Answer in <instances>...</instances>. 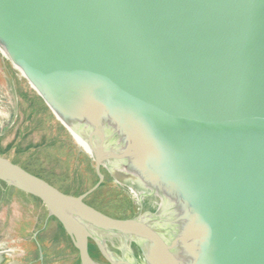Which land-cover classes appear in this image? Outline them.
Wrapping results in <instances>:
<instances>
[{
	"label": "water",
	"instance_id": "water-1",
	"mask_svg": "<svg viewBox=\"0 0 264 264\" xmlns=\"http://www.w3.org/2000/svg\"><path fill=\"white\" fill-rule=\"evenodd\" d=\"M0 182V264H264V0H0Z\"/></svg>",
	"mask_w": 264,
	"mask_h": 264
},
{
	"label": "trees",
	"instance_id": "trees-1",
	"mask_svg": "<svg viewBox=\"0 0 264 264\" xmlns=\"http://www.w3.org/2000/svg\"><path fill=\"white\" fill-rule=\"evenodd\" d=\"M38 98H40V99L43 101V99H42L41 97L38 96ZM85 158H86V160H87L89 163L92 162V163H90V166L92 167L91 172H92V174H93V185H92V187H90L88 190H86V191H82V192H79V191L77 192V191H76V192L72 193V192L69 191V190H66V189H64V188H60V187L56 186V184H54L53 182H51L49 179H47V178H45V177H43V176L37 175V174H33L32 172L26 170L25 168H24V169H25L26 171L30 172L31 174H33V175H35V176H37V177H39V178L45 180L46 182H48L49 184H51L52 186L56 187L58 190H60L61 192L65 193V194H67V195H71V196H75V197H80V196L84 195L85 193H87L88 191H90L92 188H94V187L98 184V182H99L98 174H97V172H96V170H95V167H93V166H96V163H95V162L93 161V159H92L89 155H87V154L85 155ZM15 164H17V163H15ZM17 165H18V164H17ZM21 167H22V166H21ZM22 168H23V167H22ZM104 170H105V169H102V173L107 172L106 170H105V171H104ZM103 185H104V184H103ZM103 185H102L99 189H101V188L103 187ZM116 187H117V186H116ZM118 188H119V187H118ZM1 189H5V190H9V191H13V192H15L16 194H18V195H20V196L30 198V199L34 200L36 203L40 204L41 206H44L43 203H42V201H41L40 199H38V198H36V197H33V196H30V195H27V194H25V193H23V192H21V191H19V190H16V189H14V188H11V187L7 186L6 184H4V183H2V182H0V190H1ZM85 202H86V204H88L89 206H91V205L88 203V199H87ZM91 207H93V208H95L96 210H98V211L102 212L103 214L107 215L103 210H101V208H97L96 206H91ZM129 207H131V206L129 205ZM44 208L46 209L45 206H44ZM46 210H47V209H46ZM128 210H130V211H128ZM47 212H48V211H47ZM107 216L112 217V218H114V219L127 220V219H131V218H133V217L135 216V214H134V213H133V214L131 213V208H130V209H125V211H124L123 213H121L119 216H117V215H116V216H115V215H107ZM51 219L54 220V221H56V222L58 223L59 228H60V234H59V235L56 234L55 240H56V241H59L60 238H61V236H65V237H66V238L72 243L71 238L68 236V234H67L66 231L64 230L62 224H61L57 219H55V218H51ZM72 246H73V249H74L77 253H79L78 250L74 247L73 243H72ZM38 249H39V247H38ZM94 251H95L96 253H94ZM89 253H90L91 256L93 255V257H95V259H96V258H99V257L101 256L100 253L97 251V249H96L93 245H89ZM37 259H39V250H38V252H37ZM77 264H80V259L77 261Z\"/></svg>",
	"mask_w": 264,
	"mask_h": 264
},
{
	"label": "flooded vegetation",
	"instance_id": "flooded-vegetation-1",
	"mask_svg": "<svg viewBox=\"0 0 264 264\" xmlns=\"http://www.w3.org/2000/svg\"><path fill=\"white\" fill-rule=\"evenodd\" d=\"M90 245H93V244H90ZM94 246V245H93ZM94 253H96L95 251H94ZM101 255V254H100ZM92 258H95V257H93V255H92ZM99 258H101V256L99 257ZM99 258H96V259H99ZM79 259H80V257H79ZM39 261H41L40 259H39ZM30 264H33V262H31Z\"/></svg>",
	"mask_w": 264,
	"mask_h": 264
}]
</instances>
